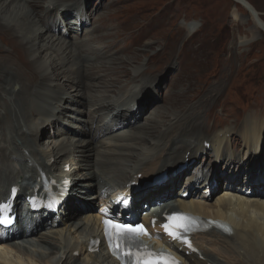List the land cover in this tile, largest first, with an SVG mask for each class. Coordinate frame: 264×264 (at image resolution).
Instances as JSON below:
<instances>
[{
	"label": "bare ground",
	"instance_id": "bare-ground-1",
	"mask_svg": "<svg viewBox=\"0 0 264 264\" xmlns=\"http://www.w3.org/2000/svg\"><path fill=\"white\" fill-rule=\"evenodd\" d=\"M73 1L79 4L70 7ZM234 1L251 10L256 25L263 30L256 9L247 0ZM95 3L93 0H0V203L10 199L13 188L19 190L14 201L16 226L7 231L0 229V236H6L0 239V264H46L48 255L59 256L56 264H76L86 253L90 260L85 264H117L107 253L102 238L101 221L105 215L120 220L142 216L148 224L165 211L178 210L231 224L232 236L212 232L196 240L212 238L211 245L236 254L233 257L237 264H264V132L250 130L242 134L222 130L213 139L199 137L198 133L187 136L193 112L192 107L181 105L188 99L186 91L170 92L165 99L166 107L155 108L145 124L135 128L134 105L143 114L155 103L154 100L140 103L148 93L142 88L150 81L146 76L153 74L155 68L153 62L138 63L133 54L116 56L121 48L113 49L117 39L114 33H106L104 26L92 25L85 30L91 18L103 8L95 7ZM89 7L93 8L92 15L84 14ZM197 29L194 24L189 27L190 33ZM71 31L77 34L72 44L64 39L75 37L70 35ZM146 59L150 61L152 56ZM95 71L103 72L94 74ZM124 76L129 78L122 82ZM198 87L195 82L189 85L191 89ZM65 111L71 114L59 117ZM113 114L116 115L112 117ZM65 117L69 120H64ZM85 117L92 120L99 135L108 134L117 126L126 129L123 134L108 135L99 142L112 150L97 152L100 155L94 163L91 143L96 135L90 133L89 141H81L79 132L69 127L74 122L88 123ZM123 117L129 118L124 122ZM59 125L62 129L55 134L59 136H49L47 130ZM6 132L10 133L9 139L4 136ZM241 135L242 145L248 150L244 149L234 167L238 168V177L230 176L226 170L222 173L221 166L209 173L211 164L220 165L227 160L228 145L235 148V141ZM113 139L117 142L113 143ZM182 146H185L183 152ZM209 152L215 156L214 164L207 156ZM203 153L206 161L201 164ZM177 155L176 160L180 161L159 170L164 173L172 168L166 175L157 176V183L166 178V184L153 185V181L143 184L149 177L142 183L129 182L140 170L146 171L157 157L167 159ZM186 162L187 167L182 171ZM233 164L235 161L230 166ZM68 165L73 166L72 172L66 171ZM192 170L195 171L192 178L182 180ZM42 175L54 178L67 191L57 214L45 209L34 212L26 200L37 189ZM83 179L88 180L87 184H80ZM96 183L102 188L105 201L100 213L65 225L76 210H94L88 202L79 200L82 198L79 193L89 197ZM151 203L154 205L141 213ZM61 224L67 227L58 229ZM43 227L49 228L48 232L35 237ZM53 235L66 244L59 247L58 253L39 251L40 246L33 243L36 238L50 243ZM91 239L100 242L93 247L99 248L98 254L92 253ZM166 245L183 256L185 264H225L211 252L202 255L206 258L202 262L178 243L166 241ZM197 249L203 252L202 248ZM27 253L38 254L41 262L25 259Z\"/></svg>",
	"mask_w": 264,
	"mask_h": 264
},
{
	"label": "rangeland",
	"instance_id": "rangeland-1",
	"mask_svg": "<svg viewBox=\"0 0 264 264\" xmlns=\"http://www.w3.org/2000/svg\"><path fill=\"white\" fill-rule=\"evenodd\" d=\"M93 1L96 2L95 7L101 5L103 8L98 10L97 16L91 18L85 30L90 29L92 25L104 26L105 32L114 33V39H117V44L113 49L121 48L116 56L126 57L127 55L132 57L133 54L134 58H138V63L144 65L153 62V68H155V71L152 72L154 75L147 74L146 76V78L150 79V83L147 80L148 83L146 86L143 85L142 88L148 93L144 95L142 102H140L148 104L154 100L155 103L143 114H140L137 105H134L135 110L132 115L136 114L137 119L132 121L135 122L133 125L135 128L144 125L155 108L166 107L164 104L165 99L167 100L170 92L186 91L188 99L185 98V102L183 101L181 105L182 107H192L191 110L193 112V116L191 115L193 117L192 122L190 126H187L188 133H190L187 136L198 133L199 137L205 135V137L210 136L213 139L222 130H235L242 132V134L244 131L248 132L250 130H258L260 133L264 132V0H247L261 16L262 24L260 25L263 30L256 25L257 22L252 18L253 12L245 9L234 0ZM69 4L70 7H75L79 3L78 1H73ZM39 10L42 12V7ZM72 13L74 12L71 11ZM91 13H93V8L90 7L84 11V14L92 15ZM71 20L72 17H69V21ZM192 24L197 25L198 29L190 33L189 27ZM106 27H110L111 30H107ZM70 35L75 37L64 39L71 41L72 44L74 39L76 40L77 34L75 31H71ZM147 56H152V60L148 61L146 59ZM143 68L146 69L147 65ZM98 72L103 71H95L94 74ZM128 78L124 76L122 82L127 81ZM95 82H97V79H95ZM194 82L199 87L197 89L189 88V85ZM145 108L147 109V106ZM70 114V111H65L59 117ZM115 115L113 114L112 117ZM129 117H123L124 122ZM63 119L69 120L66 117ZM84 121L88 123L74 122L69 127L73 131L79 132L78 138L81 141H89L90 133L96 135V139L91 143L93 147L91 162L93 161L94 163L97 155H100L97 152L106 149L112 150V147L100 145L99 142L104 141V139L109 137L108 135L123 134L126 129L122 126H117L116 128H111L110 133L99 135L92 120L85 117ZM108 124H111V120ZM75 126L79 127V129H75ZM61 129L62 127L59 125L47 131L49 136L55 138L59 136H55V134H58ZM7 132L3 134L8 136L9 139L10 133ZM242 140L241 135L237 138V143L235 141V148L231 144L228 145L231 155L228 153L226 155L227 160L222 161L220 165L214 164L215 156L209 152L207 156L214 164H211L209 173L217 171L219 166H221L223 167L222 173H225L226 170L230 176L238 177L239 173L236 172L238 168L234 167L239 163L240 158L244 154V149L248 150L244 144L242 145ZM115 142L117 141L113 139V143ZM247 142L249 143L248 139ZM3 144L6 143L3 142ZM184 150L185 146H182L181 151L183 152ZM187 155L190 156V152ZM203 155L206 156V153L201 154L200 158L203 157L201 164L206 161ZM158 157L146 171L140 170L139 174L135 175V177L133 176L129 182L131 184L141 183L144 178H151L153 177L151 175L159 173V170L180 161L176 160L179 155L167 159L163 157L158 159ZM180 158L182 157L180 156ZM234 161L235 164L230 166V163ZM193 162H196V160ZM238 167L240 168V164ZM168 169L164 170V172ZM70 170H74L72 165H68L66 168V171L69 172ZM194 173L195 171L192 170L189 175H183L182 180L192 178ZM155 176L157 177V175ZM241 178H244V176ZM83 180H81L82 183L80 184H87L88 180ZM101 189L96 183L89 197L79 193L82 196L79 200L85 201V203L88 202V205H92L94 210H76L64 224L70 225L73 222L84 221L89 215L93 216L100 213L105 202L101 195ZM114 199L117 200L119 198L113 197ZM118 202L119 204L121 203L120 200ZM153 205L154 203L148 204L147 208L142 210L141 213L146 212ZM108 216L116 218L113 215L108 214ZM116 219L120 220L119 218ZM139 220L143 222V217H139ZM64 224L59 225L57 228H66L67 226ZM48 230L49 228H40L39 233L35 237L48 232ZM74 238L76 239L77 237ZM75 239L74 242L76 241ZM211 240L212 238L210 237L207 240L198 239L196 245H200L199 247L203 249V253L211 252L225 264H237L236 254L232 255V253L225 252L220 247L211 245L209 243ZM49 241L50 243H43V241L41 242L36 238L33 243L40 246L39 251H44L45 249L47 254L50 252L58 253L59 247L63 248L66 245L65 242H61V238L55 235L51 236ZM204 257L203 259L199 258V260L204 262L206 260ZM26 258L31 259V261L34 259V261L41 262L38 254L35 253H29V256L27 253ZM58 258L59 256L52 257L51 255L49 257L48 255L46 264H56ZM88 260L90 258L86 253L79 258L76 264H85ZM42 264H45V262Z\"/></svg>",
	"mask_w": 264,
	"mask_h": 264
},
{
	"label": "snow or ice",
	"instance_id": "snow-or-ice-1",
	"mask_svg": "<svg viewBox=\"0 0 264 264\" xmlns=\"http://www.w3.org/2000/svg\"><path fill=\"white\" fill-rule=\"evenodd\" d=\"M184 219L179 216L169 217L170 223L164 224L163 227L170 237L187 243L181 231V229L183 231L188 230V225L183 223ZM104 224L114 253H119L120 256L127 257L128 259H134V264H178L174 260L163 258L164 254L162 251L159 253L149 251L146 245L144 246L145 251L143 255L138 251H132L128 246L130 243H135L140 237L149 235L143 225H121L107 219L104 221Z\"/></svg>",
	"mask_w": 264,
	"mask_h": 264
}]
</instances>
